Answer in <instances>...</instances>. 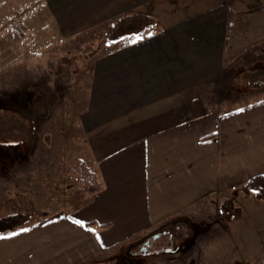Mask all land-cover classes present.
<instances>
[{
	"label": "crops",
	"instance_id": "crops-1",
	"mask_svg": "<svg viewBox=\"0 0 264 264\" xmlns=\"http://www.w3.org/2000/svg\"><path fill=\"white\" fill-rule=\"evenodd\" d=\"M46 2L68 30L134 13L146 14L152 26L91 65L70 146L102 189L83 188L77 209L69 203L1 235L0 264H87L104 248L102 236L131 242L211 205L219 214L225 205L228 218L239 219L243 207L252 214L247 197L264 195L244 185L264 174V91L230 106L216 102L211 89L231 46V0ZM22 145L13 146L17 154L0 155V173L39 167L36 144ZM61 146L56 142L50 156L52 173L70 166Z\"/></svg>",
	"mask_w": 264,
	"mask_h": 264
},
{
	"label": "rangeland",
	"instance_id": "rangeland-1",
	"mask_svg": "<svg viewBox=\"0 0 264 264\" xmlns=\"http://www.w3.org/2000/svg\"><path fill=\"white\" fill-rule=\"evenodd\" d=\"M231 2V46L223 73L211 89L216 102L237 106L257 99V91H264V0ZM48 7L46 0H0V155L17 154L14 145L25 149L24 142H33L32 154L37 156L35 163L39 162V167L26 169L22 175L15 169L0 173V217L22 213L24 225L57 208L68 209L69 203L75 209L80 205L85 188L68 168L78 158V154L72 156L75 152L70 145L78 109L85 103L91 65L123 41L138 36L118 34L127 32L119 24L138 13L68 30L51 9L49 14ZM139 15L144 18L142 24L151 19ZM56 142L61 148L67 146L62 160L70 165L68 173L60 166L50 172ZM247 198L252 214L247 215L243 207L239 219L237 215L228 218L225 205H219L220 214L211 205L197 217L176 218L133 237V242H123L115 233L102 236L104 248L87 264L264 263V243L260 242L264 225L255 226L260 219L264 221V198ZM149 237H155L153 244L143 249Z\"/></svg>",
	"mask_w": 264,
	"mask_h": 264
},
{
	"label": "trees",
	"instance_id": "trees-1",
	"mask_svg": "<svg viewBox=\"0 0 264 264\" xmlns=\"http://www.w3.org/2000/svg\"><path fill=\"white\" fill-rule=\"evenodd\" d=\"M142 18L140 15L133 16L127 21H123L119 24V29L125 28L127 32H120V35H140L145 31V29L152 26V20L148 18L147 23L142 24ZM112 38L116 37L113 34ZM68 172L74 174L79 182L83 183L84 188L88 192H97L102 189V183L98 180L97 175L91 171L80 159L76 161L68 168ZM246 190H254L258 195H264V174H257L253 176L245 185ZM26 221V216L22 213L9 214L0 217V235L12 234L20 230L24 222ZM103 225H107L104 223Z\"/></svg>",
	"mask_w": 264,
	"mask_h": 264
},
{
	"label": "flooded vegetation",
	"instance_id": "flooded-vegetation-1",
	"mask_svg": "<svg viewBox=\"0 0 264 264\" xmlns=\"http://www.w3.org/2000/svg\"><path fill=\"white\" fill-rule=\"evenodd\" d=\"M164 231L166 232V230H164ZM175 237H176V238H177V237L180 238V237H181V234H175ZM154 238H155V237H153V238L149 237V238L145 239L142 248H143V249H145V247H146V248H149V247L153 244V243L151 244V242H152L151 240H153ZM127 254L130 255V252L127 253Z\"/></svg>",
	"mask_w": 264,
	"mask_h": 264
},
{
	"label": "snow or ice",
	"instance_id": "snow-or-ice-1",
	"mask_svg": "<svg viewBox=\"0 0 264 264\" xmlns=\"http://www.w3.org/2000/svg\"><path fill=\"white\" fill-rule=\"evenodd\" d=\"M138 39H142V37H141V36H136V37L134 38L133 42H135V40H138ZM13 235H15V233H13Z\"/></svg>",
	"mask_w": 264,
	"mask_h": 264
}]
</instances>
